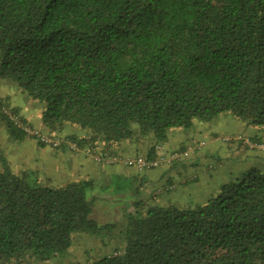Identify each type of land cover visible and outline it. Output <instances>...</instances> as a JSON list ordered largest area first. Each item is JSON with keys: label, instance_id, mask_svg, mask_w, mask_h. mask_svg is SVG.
Wrapping results in <instances>:
<instances>
[{"label": "trees", "instance_id": "1", "mask_svg": "<svg viewBox=\"0 0 264 264\" xmlns=\"http://www.w3.org/2000/svg\"><path fill=\"white\" fill-rule=\"evenodd\" d=\"M0 77L43 103V126L63 139L54 148L120 157L111 152L123 142L148 138L143 157L160 160L156 168L171 129L224 113L264 126V0H0ZM2 108L10 137L37 140L11 119L33 127L16 109ZM68 126L85 133L64 135ZM3 163L0 264L64 256L83 233L119 236L121 250L74 264H264L261 169L181 207L146 199V176L114 177L95 192L93 179L42 185L35 171ZM132 180L140 188L129 193ZM111 189L125 197L120 227L94 216Z\"/></svg>", "mask_w": 264, "mask_h": 264}, {"label": "rangeland", "instance_id": "2", "mask_svg": "<svg viewBox=\"0 0 264 264\" xmlns=\"http://www.w3.org/2000/svg\"><path fill=\"white\" fill-rule=\"evenodd\" d=\"M0 101L3 102V108L6 110H11L12 108L15 109L17 106L20 108V111H23L25 116H27V113H29L30 115H34L30 117L28 121L34 128L39 129L38 127H40V123L38 122V114L43 110V103L40 101L32 100L27 92L18 87L13 79L0 77ZM258 128L259 127L247 125L244 121L233 117L229 113H224L218 118H214L210 122L204 123L195 120L192 127L171 129L168 132V140L161 144H165V146L173 149H176L180 143H190L196 145L198 144L197 142L200 143L202 140H205L207 142V140L209 139L208 133H204V130H216L215 132L220 134V143L224 148H226L225 145L232 142L231 140L227 141V139H235L234 135L236 132L241 133L243 136H251L255 135V132L253 131H256V129ZM41 131L52 135L49 131ZM204 134H206L207 136L204 137ZM150 141L151 139L147 138L141 141V145H144L145 148H148ZM236 141H239L238 138L234 140V142ZM242 142L243 139L241 140L240 144ZM204 149H208L207 146L204 147ZM142 150L143 148H141L137 152L140 153L142 152ZM173 151H178V148L176 150H172L171 152ZM45 154L46 152L44 150L33 149L32 146H29L28 142L21 143L20 140H16L10 137L5 124L0 121V172L4 170L3 162L5 161V166H7L11 171L18 173L23 170H33L37 173L36 175L38 176L37 178L40 184L50 185L49 181H46V177L48 176L41 171L39 166H37L40 164L38 161H41L42 158L45 159V157H43ZM144 154L145 153H141L140 155L144 156ZM229 154L230 153L227 150H220L219 152H216L215 155H209L208 159L199 160L197 165V172L198 170L201 169L200 171H202L205 168L204 171L209 170L208 172L211 173L214 177L207 180L203 184H195L193 188L195 190L185 191L184 193H182L183 195H181L180 193H175L178 191V189L171 191L170 194H175L174 200L165 203H171L181 207L203 203L209 199L212 194L211 191L219 186V184L224 181L228 182L229 180L236 178H233L232 175L230 176L231 171L232 174L240 169L247 171L251 168H258L264 171V163L260 161L254 162V159H252L251 157L248 158L244 155L242 156V159H234V153L230 155ZM253 165L255 167H251ZM35 169H38V171H36ZM175 172H179V175H175V180H180V178L184 176H188L190 174L193 175L194 168L184 165L181 168L176 169ZM138 183L139 182L137 180L125 182L124 189H127L129 193H133L135 192V188H140V186H138ZM108 186L109 185L106 182L98 181V183L96 182L95 184L94 191L101 192L102 190L106 192L108 190ZM150 189L151 185H149L147 188L145 187L144 189H142V195H146V193H148ZM125 210L126 206H123L121 209L116 208L111 214L110 212L112 211V209L103 211L100 206L95 207L94 216L101 221L114 222L116 223L117 227H120L124 222L123 216L125 214ZM121 241L122 240L119 238V236L101 239L100 237L90 234H75L73 244L68 250L67 254H65L64 256H54L50 257L47 260H40L36 259L34 256L25 255L20 260L14 258L10 261H5L4 264L84 263L97 256L110 254L115 251L121 250Z\"/></svg>", "mask_w": 264, "mask_h": 264}, {"label": "crops", "instance_id": "3", "mask_svg": "<svg viewBox=\"0 0 264 264\" xmlns=\"http://www.w3.org/2000/svg\"><path fill=\"white\" fill-rule=\"evenodd\" d=\"M15 109L27 120L30 125H32L28 119L34 115L27 113V116H25L23 111H20L19 107L16 106ZM41 112L38 114V122L40 123V127L38 128L48 132V129H46L41 122ZM215 131L216 130H204V133H208L209 135L207 142L202 140L200 143L197 142L198 144L196 145L190 143H180L177 148L181 149V152L177 154L178 158L176 159H171V151L176 150L177 148L173 149L165 146V144L158 145L156 151L157 156H161L163 158V162L158 166V168L156 167L142 172L139 171L136 166L127 165L124 162V159L127 157H135L146 152L147 148H145L144 145L142 146L141 142H123L118 149H115L113 153L111 152V155H119L121 159L112 163L98 161L95 159L94 154L102 152L99 147L94 149V151H90L85 147H81L78 150H71L68 144H65L60 148H54L49 145H40L37 140L32 138H24L20 140V142H28L29 146H32L33 149L44 150L46 152L43 156L45 159L42 158L41 161H38L40 164L37 166H39L41 171L48 176L46 177V181H49L50 185L56 186L68 181L80 179H93L95 183L102 181L109 184L114 177L146 176L147 180L143 181L142 188L144 189L145 187L147 188L151 185V189L148 193H146V195H144L145 198L149 201L151 198L158 202L165 203L174 200L175 194H170L171 191L178 189L179 192L177 191L175 193L183 195L182 193L185 191L195 190L193 189L195 184H203L207 180L214 177L208 172L209 170L204 171L205 168L202 171H200V169L197 172V165L199 160L208 159L209 155H215V153L220 150H227L230 154L234 153V159H242V156L244 155L248 158L251 157L254 159V162L260 161L264 163V148L258 146L250 147L243 145L242 143L240 144L244 137L245 139H254V141L256 140L255 142H264V126L259 127L256 131H253L255 132V135L251 136H243L241 133L236 132L235 135H233L235 136V139L238 138L239 141L234 142L235 139H232V142L225 145L226 148H224L220 143V134ZM84 133V131L74 126H68L63 131L64 135L76 134L78 136H82ZM205 136L207 135L204 134V137ZM206 146L209 150L204 149ZM141 148H143L142 152H137ZM184 165L194 168V174L184 176L180 178V180H175V175H179V172L176 173L175 170ZM254 165L251 167H255ZM35 170L38 171V169ZM243 172H245V170L242 169L237 170L234 174H232L231 171L230 176L232 175L233 178L238 177ZM223 183H225V181L212 190L211 195L216 193ZM124 198L123 194L114 193V189H111L109 194L101 195L95 207L101 206L103 211L112 209L110 212L112 214L113 210L116 208L121 209L124 205H126V202L122 201Z\"/></svg>", "mask_w": 264, "mask_h": 264}, {"label": "built area", "instance_id": "4", "mask_svg": "<svg viewBox=\"0 0 264 264\" xmlns=\"http://www.w3.org/2000/svg\"><path fill=\"white\" fill-rule=\"evenodd\" d=\"M3 110L5 112H8V110L4 108ZM9 114L11 116V119H13L24 131H26L30 137L34 136L38 141L44 143L45 145H49L52 147H59L61 143L63 142V139L61 137L53 136L48 133H44L39 129H36L34 127H31L27 124L22 123L16 116L12 115L11 113ZM229 140H232V139H227V141ZM243 144L250 146V147L258 146V147L264 148V142H255V141H251L250 139H243ZM69 147L72 150L78 149L77 145L71 142L69 143ZM94 155H95L96 160L108 162V163H112L114 161L121 159V157H115V156H110V155L102 157L101 154L99 153H96ZM124 162L127 165L136 166L138 170H143V169H150V168L157 166L160 163V160L156 159L154 161H147L143 156H138L134 158L127 157L124 159Z\"/></svg>", "mask_w": 264, "mask_h": 264}]
</instances>
